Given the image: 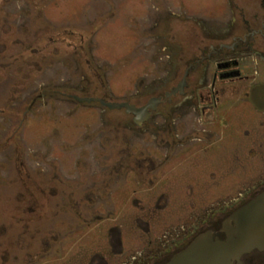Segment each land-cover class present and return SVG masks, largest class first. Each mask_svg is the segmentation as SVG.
I'll return each mask as SVG.
<instances>
[{"label":"rangeland","instance_id":"rangeland-1","mask_svg":"<svg viewBox=\"0 0 264 264\" xmlns=\"http://www.w3.org/2000/svg\"><path fill=\"white\" fill-rule=\"evenodd\" d=\"M242 6L246 0H0V264L117 259L115 249L131 252L145 228L165 229L180 218L206 228L220 222L230 194L261 187L260 36L235 54L250 78L214 84L213 67L201 66L185 95L142 124L124 107L70 95L86 93L75 57L83 41L110 99L140 104L176 84L200 44L243 33ZM40 7L56 28L40 33L45 59L34 56L40 51L26 35ZM14 55L35 61L19 71ZM196 73L205 76L199 85ZM30 178L44 186L38 197L47 201L36 213L35 206L19 213L13 197H27L18 190Z\"/></svg>","mask_w":264,"mask_h":264},{"label":"flooded vegetation","instance_id":"flooded-vegetation-1","mask_svg":"<svg viewBox=\"0 0 264 264\" xmlns=\"http://www.w3.org/2000/svg\"><path fill=\"white\" fill-rule=\"evenodd\" d=\"M246 1L248 8L246 6L240 8L246 28L243 33L235 32L232 34L230 42L221 41L217 46L212 42L209 47L210 49L200 44L199 49L202 51H198L196 54L194 53L190 56H186L187 54L184 55L187 57L188 62L186 61L183 64V66H185L184 75L176 84H173L163 93L152 95L144 103H134L144 105L148 103L152 97L162 96L158 105L155 108L151 107L150 118H152L161 105L173 102L174 97L177 95L186 94L188 91L187 87L191 84L189 76L193 71H196L199 67L204 65L206 72L213 67L214 84H216L218 78L224 79L225 76L232 79L238 76L239 78H250L251 74L245 71V68L248 66H246L242 58L240 59L236 55L243 54L248 49L255 47L258 36L262 37L264 40V0ZM207 58L210 60L208 63L205 61ZM185 76L187 78V84L185 85L184 92L178 91L168 95L167 92L172 91ZM203 76L202 73H196L198 85L201 84ZM194 86H196V84ZM150 170L154 169L150 168ZM253 188L254 189L250 190L246 188L238 192L235 196L230 194L229 197L223 201L224 206L219 209L221 210V215L223 214L220 222H214L208 227L202 228L201 223H197L193 227V223H191V225L188 220L180 218L181 220L178 221V223H173L172 226L165 229L154 231L149 227L145 228L141 234L138 233L136 235L137 242L132 245L131 252H125L123 248H117L115 249L118 255L117 259L110 261L104 259L96 264H166L177 253L185 249L195 237L203 231L212 229L214 236L225 238L227 236L226 228L231 224H235L234 220H229L231 215L264 190V180L261 187L256 188V186L253 185ZM162 230L164 232H161ZM232 264H264V245L245 252L240 259H234Z\"/></svg>","mask_w":264,"mask_h":264},{"label":"water","instance_id":"water-1","mask_svg":"<svg viewBox=\"0 0 264 264\" xmlns=\"http://www.w3.org/2000/svg\"><path fill=\"white\" fill-rule=\"evenodd\" d=\"M186 84L185 76L167 94L184 92ZM70 95L80 101H99L110 108L124 107L135 115L134 120L138 124L150 118L151 107L155 108L162 99V96H154L148 103L138 105L130 100H113L103 95ZM231 219L235 224L226 228L225 238L214 236L212 229L203 231L166 264H232L234 259H240L245 252L261 246L264 243V190L238 208Z\"/></svg>","mask_w":264,"mask_h":264},{"label":"trees","instance_id":"trees-1","mask_svg":"<svg viewBox=\"0 0 264 264\" xmlns=\"http://www.w3.org/2000/svg\"><path fill=\"white\" fill-rule=\"evenodd\" d=\"M44 12H45L44 8L40 7L39 15L34 18L33 25H31L33 27L32 31L29 29V30H27V32L29 34L28 33L26 34V35H29L30 38H32V37L35 38V40L34 39H28L29 47H34L36 45V48L39 51L41 50V48L38 47V44H40V42H42L41 41L42 36H40V33L43 30H44L43 32H47L49 30H53V32H55V29H56L55 27L49 28L51 26H50V24H48L49 22L44 18V16H45ZM37 22H42V23H44L45 26L39 27L37 25ZM45 27H47V30ZM53 32L50 31L47 35H51ZM36 35H38V36H36ZM51 38H53V35L51 36ZM49 40H50V38H49ZM51 41L52 40H50L49 43ZM83 46H84L83 47L84 50H82V49L76 50L75 57L79 60L82 71L86 75V77L84 78V81H83V91L86 92L84 94L85 95H103V96H107L108 98H110L109 97L110 96V93H109L110 89H109V85L107 83V80L104 77L103 69H101L97 63H95V61L91 55L90 49L88 47H86L84 41H83ZM6 51H9V48L6 49ZM53 51H54V49H53ZM19 55H17V56L14 55L13 57H9L11 62H14L16 60L15 66L18 67L19 71L22 70L20 68L22 66V64L25 63V64L30 66L32 64V62L35 61V60H28L25 57H19ZM44 55H45V53L42 54V51H40V52L37 51L34 56L35 57L36 56L37 57L42 56L44 59L46 57H48V56H44ZM17 67H15V68H17ZM27 71L28 70H26V72ZM72 93H76V92H72ZM22 178H26L25 175H23ZM43 187L44 186L42 184H40V182H37V180H32L30 178L29 183H27L26 186H23V188H22L23 190H18V192H19L18 194H20V195L24 191H25V194H27V197H25V198L20 197L17 194H16L17 195L16 197H13V198H16L15 202L19 206V209H18L19 213L22 212L21 210L24 211V209H26L28 206H30V207L35 206V209L30 211V212L35 211L34 213H36L38 210H40L43 207V205H44V203H46L47 199H43V198H46L45 196L44 197H38L39 195H41L39 193L40 188H41L40 192H42ZM17 188L19 189L18 186H17Z\"/></svg>","mask_w":264,"mask_h":264},{"label":"bare ground","instance_id":"bare-ground-1","mask_svg":"<svg viewBox=\"0 0 264 264\" xmlns=\"http://www.w3.org/2000/svg\"><path fill=\"white\" fill-rule=\"evenodd\" d=\"M263 245H264V243L261 244V246H263Z\"/></svg>","mask_w":264,"mask_h":264}]
</instances>
